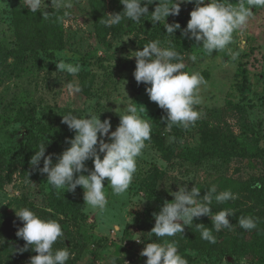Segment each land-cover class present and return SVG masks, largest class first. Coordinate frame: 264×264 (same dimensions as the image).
<instances>
[{
	"label": "rangeland",
	"instance_id": "obj_1",
	"mask_svg": "<svg viewBox=\"0 0 264 264\" xmlns=\"http://www.w3.org/2000/svg\"><path fill=\"white\" fill-rule=\"evenodd\" d=\"M69 2L72 7L67 9L70 14L66 17L65 9H57L51 0H46L41 8L52 12L48 16H54L62 26L60 47L29 51L19 45L16 28L36 31L44 26L46 18L39 12H29L24 0H0L1 226L18 228L15 211L26 206L42 218L59 221L65 232L61 241L67 242L65 247L71 253L67 264H109L115 253L127 262L133 257L139 264H146L147 257L141 256V251L147 243L158 240L149 234L155 225L153 213H158L165 201L171 202L174 199L171 193L179 187L187 185L190 190L196 186L203 198L214 185L218 192L230 189L237 196L226 203L213 200L210 205L213 213L231 209L233 215L228 219L233 227L214 231L217 243L210 244L200 238L194 227L201 223L211 227V217L201 216L194 218L192 226H185L183 235L167 239L178 242L181 255L188 253L193 257L190 264H264V251L250 249L253 233L260 230L259 224L251 231L237 224L238 217L264 207V187H254L257 183L264 185V8H253L246 27L233 34V43L209 56L196 47L194 40L181 35L194 3H181L179 14L166 18L167 23L181 26L173 36L166 33L163 22L152 24L149 13L139 23L135 22L132 32L119 35L109 32L99 39L90 0ZM119 2L104 0L105 14L119 13ZM230 2L236 6L240 0ZM157 3L154 0L148 5L149 12L154 11ZM244 3L247 6L246 0ZM157 39L171 40L184 56V71L200 72L207 81L199 90L202 103L195 106L200 118L194 126L181 127L176 133L168 130L166 124L157 127L137 158V172L125 193L115 195L105 178L108 203L103 210L85 205L80 186L75 192L53 189L47 183V174L39 171L43 159L39 167L28 166L27 162L39 144L45 142V155L54 154L55 163L56 156L70 146L66 138H74L75 133L53 147L51 139L43 137L37 128L23 123L7 124L2 116L23 106L34 109L38 126L60 127L65 124L62 115L72 111L84 116L92 107L101 121H110V131H115L123 105L128 103H136L138 109L144 107V118L150 122L157 115H167L146 93L150 85L138 84L133 76L136 67L133 55L142 50L141 41ZM228 49L238 51L239 57L233 60ZM192 55L198 57L196 62L191 61ZM61 59L79 64L78 76L57 71L55 62ZM72 80H78L83 90L69 97L62 85ZM92 100L96 103L90 106ZM203 125L232 135L252 154L243 155L230 146L208 148L207 142L202 141ZM30 129L33 138L26 134ZM86 165L94 168L91 159ZM221 246L227 249L221 251ZM2 247L0 241V264H29L30 257L36 255L28 250L19 256H9Z\"/></svg>",
	"mask_w": 264,
	"mask_h": 264
},
{
	"label": "clouds",
	"instance_id": "obj_2",
	"mask_svg": "<svg viewBox=\"0 0 264 264\" xmlns=\"http://www.w3.org/2000/svg\"><path fill=\"white\" fill-rule=\"evenodd\" d=\"M51 2L57 9H65V17L70 14L67 11L72 7L69 0ZM120 3L124 6L123 11L106 14L107 18L102 21L106 27L120 24L124 20L139 23L141 17L150 13L152 24L163 22L169 36H173L181 26L179 23H167L166 18L178 15L181 3H194L195 7L190 12V19L181 35L194 40L196 47L202 48L209 56L214 50L223 51L233 43V34L246 27L253 15V8H264V0H246L247 6L244 0H240L236 6L230 0H158L152 12H149L148 5L153 4L154 0H120ZM24 4L29 12H39L42 17L47 18V10L41 11L46 0H24ZM228 50L233 60L239 57L238 51ZM133 57L136 61L133 76L138 84L142 82L150 85L146 87V93L151 101L167 113L166 117H162L166 121V128L171 130L173 126H177L188 129L194 126L200 118V113L195 108L202 103L199 90L202 85L207 84L201 73L184 71V56L176 50L171 40L149 41L142 50L135 51ZM190 59L196 62L198 57L192 55ZM55 63L57 71L74 77L81 70L79 64L63 59ZM62 87L69 97L83 90L78 80L64 82ZM95 103V100L89 101L90 106ZM123 106L115 131H110V121H101L100 114H94L92 107H89L84 116L72 111L62 115V122L75 133L74 138H66L65 142L70 146L57 155L56 162L53 163L54 154L45 155L47 143L41 142L29 161L30 165L39 167L43 159V167L39 171L47 174V183L53 189L63 193L66 190L75 192L77 186H80L85 205L103 210L108 203L104 191L105 178L115 195L125 193L137 172V158L146 147V142L151 140L152 125L150 119L144 118L145 108L138 109L136 103ZM90 159L94 165L92 169L86 165V161ZM254 187L259 189L264 185L257 183ZM171 195L174 199L171 202L165 201L160 211L153 213L155 225L149 234L158 240L147 243L141 251V256L147 257L146 264H188V260L178 251V242L167 238L183 235L185 226H192L194 218L211 217V227L202 223L194 227L202 240L213 245L217 243L214 231L218 233L222 229L233 227L228 219L233 215L231 209L213 213L210 207L213 200L226 203L237 199L230 189L218 192L213 185L200 198V188L193 186L189 190L184 185ZM15 214L23 222L16 236L26 242L18 251L23 253L31 248L36 253L30 257L29 264H67L71 255L69 248H54L58 239L65 238L58 220L42 218L28 207L20 208ZM237 224L240 228L251 231L257 228V219L240 216ZM109 264H117V258L111 257Z\"/></svg>",
	"mask_w": 264,
	"mask_h": 264
},
{
	"label": "trees",
	"instance_id": "obj_3",
	"mask_svg": "<svg viewBox=\"0 0 264 264\" xmlns=\"http://www.w3.org/2000/svg\"><path fill=\"white\" fill-rule=\"evenodd\" d=\"M91 3V12L92 17L94 18L95 27H96V35L99 39H103L109 32H113L114 34H128L132 32L133 28L135 27L134 21L124 20L120 24L113 25L111 27H106L102 21L105 19V10L106 7L104 6V0H90ZM123 5L119 2V9L118 12L123 11ZM150 11V8H149ZM49 16L52 12L47 11ZM47 16L44 26L36 31H29L24 29L23 27L18 26L15 30L16 39L19 45L29 51H47V50H55L60 47L61 35H62V26L60 23L56 21L54 16L49 17ZM107 18V16H106ZM143 45L142 47L148 43L147 40L141 41ZM34 109L30 108L27 109L23 106L16 108L10 115L2 116L3 120L7 124L11 123H23L29 124L32 127L37 128L38 132L42 134L43 137H49L51 140L50 144L55 147L59 145L67 136H69L73 131H71L66 124H63L60 127H48V126H38L35 123L34 118ZM162 117H166V115H157L151 122L152 125V133L157 127H160L166 124L165 120H162ZM1 118V116H0ZM181 127L173 126L171 130L176 133L180 131ZM203 132V142H207L208 148L215 146V147H228L230 146L234 151H237L243 155L252 154L248 151L246 146H243L239 143L235 137L232 135H225L221 134L216 129H210L206 125L202 126ZM19 133V131H18ZM151 133V134H152ZM29 137L33 138L31 129L26 133ZM179 139V138H178ZM166 151V149H165ZM257 154V151L254 153ZM0 157H2L0 155ZM28 166H31L29 162H27ZM204 190L205 187H203ZM26 207V206H23ZM33 211V209H31ZM246 216H252L253 218L257 219V223L260 226V230L258 232L253 233L252 241L250 244V249L253 252H261L264 251V207L263 208H254L253 211L247 213ZM19 227L23 226V222L18 218ZM18 227V228H19ZM10 229V228H3L0 224V241L3 244V250L9 256H19L20 253L18 250L25 245V241L22 238H18L16 236V232L18 230ZM67 244L66 241H61L58 239L57 242L54 244L55 246L65 247ZM221 251H225L227 247L221 246ZM31 250V248H29ZM187 260L188 264L193 261V257L188 253L182 254ZM112 257L117 258V264H139V261L131 257L128 259V262L125 257L118 255L115 253ZM16 258V257H15Z\"/></svg>",
	"mask_w": 264,
	"mask_h": 264
}]
</instances>
